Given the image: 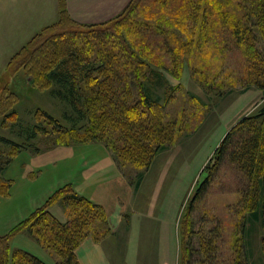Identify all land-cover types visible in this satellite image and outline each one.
Segmentation results:
<instances>
[{
    "label": "rangeland",
    "instance_id": "374dc122",
    "mask_svg": "<svg viewBox=\"0 0 264 264\" xmlns=\"http://www.w3.org/2000/svg\"><path fill=\"white\" fill-rule=\"evenodd\" d=\"M128 1L133 11L124 32L141 59L158 73L150 85L151 93L159 96L164 118L176 121L172 143L155 155L136 189L138 169L128 162L118 166L102 141L53 144L57 133L46 132L51 126L41 113L69 128V107L57 97L54 85L45 80L28 52L46 36L62 34L65 38L66 31L82 27L59 22L0 68V136L25 146L14 155L6 175L21 181L19 168L27 167L36 177L37 187L52 192L67 181L78 180L87 170H82L83 158H102L103 164L108 158L126 179L132 197L120 220L110 215L117 219L113 227L108 219L113 235L101 237L97 224L90 235L101 237L108 246L115 242L114 250L130 251L132 256L172 250L173 264L200 263L197 260L200 264H235L236 260L264 264V232L243 207L241 190L247 186V178L233 163L226 158L221 161L206 191L192 200L209 169L215 168L213 155L221 139L240 118L264 104L263 92L249 82L246 59L230 33L231 24L243 23L250 0H218L224 11V21L218 24L214 23L217 17L207 12L214 0ZM126 4L119 14L127 11ZM203 13L208 14L202 17ZM34 126L42 132L32 136ZM10 150L0 143L3 157ZM120 201L124 203V198ZM55 204L63 210V218L57 219L66 221L63 201L56 200L49 210ZM109 235L114 238L112 243L106 239ZM201 236L202 248L197 249ZM47 251L55 263L59 258ZM189 255L193 256L191 262Z\"/></svg>",
    "mask_w": 264,
    "mask_h": 264
},
{
    "label": "trees",
    "instance_id": "16d2710c",
    "mask_svg": "<svg viewBox=\"0 0 264 264\" xmlns=\"http://www.w3.org/2000/svg\"><path fill=\"white\" fill-rule=\"evenodd\" d=\"M58 1L57 21L36 32L8 63L20 51L36 43L48 27L59 22L82 26L79 30L66 31L65 38L62 34L46 36L28 52L45 80L54 85L57 97L69 107L68 118L72 122L69 128L52 115L41 113L51 126L46 132L57 133L53 144L102 141L118 166L128 162L138 169L136 189L155 155L172 143L176 121L166 120L162 115L163 104L159 96L151 93L150 86L158 73L141 59L124 32L133 6L126 4L127 11L118 12L106 21L84 24L69 16L65 0ZM129 2L131 4L132 0ZM211 5L207 12L217 17L214 23L224 21L221 3L214 0ZM207 14L203 13L202 17ZM242 21L231 24L230 33L246 59L249 82L258 86L264 96V0H250L244 8ZM32 129V136L42 132L36 126ZM0 143L11 148L7 157L0 152V196H5L12 181L5 178L3 172L25 146L2 136ZM213 158L215 168L209 169L192 200L206 191L216 166L226 158L247 178V186L241 190V201L251 220L260 222L264 232V104L257 112L240 118L221 139ZM59 199L68 215L64 222L49 210ZM188 210L191 211V207ZM95 224L102 229L101 237L114 234L103 206L79 194L71 183H65L9 232L0 234V264H48L27 250L11 247L10 238L23 230L59 258L53 264H80L75 253L78 245L89 236L96 241L101 239L90 235ZM203 239L201 236L197 249L202 248ZM191 257L189 255V260ZM235 264L245 263L236 260Z\"/></svg>",
    "mask_w": 264,
    "mask_h": 264
},
{
    "label": "crops",
    "instance_id": "0c3cea01",
    "mask_svg": "<svg viewBox=\"0 0 264 264\" xmlns=\"http://www.w3.org/2000/svg\"><path fill=\"white\" fill-rule=\"evenodd\" d=\"M127 1L65 0V7L73 20L89 24L114 17ZM58 16V0H0V68L5 67L13 54L36 32L56 22ZM101 159L83 158L82 170H87L80 173L77 181L73 179L67 182L74 184L78 193L102 205L113 227L112 223H117V219L120 220L126 206L130 204L132 192L129 195L131 191L129 184L109 159L105 158L104 164ZM12 161L3 172V176L10 179L12 183L8 194L0 196V234L9 232L16 223L40 207L53 192L41 190L42 187L38 188L35 184L36 177L31 176L32 171L27 170V167L19 168L21 181L8 177L6 172ZM103 169L107 171L100 173ZM122 198L124 203L120 201ZM61 210L56 204L50 207L52 214L59 219L63 218V210ZM111 214V218L117 219H111ZM106 239H111V243L114 241L112 235L107 236ZM152 241L149 242L155 243ZM10 245L12 248H21L37 255L48 264L55 261V257L24 230L10 238ZM113 246L105 245L104 241H96L89 236L78 245L75 253L80 264H173L172 250L168 254L162 251H148L144 254L135 252V256H132L130 251L118 252L113 249ZM46 257L52 258L45 259ZM138 259L141 262L138 263Z\"/></svg>",
    "mask_w": 264,
    "mask_h": 264
}]
</instances>
